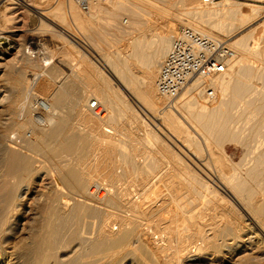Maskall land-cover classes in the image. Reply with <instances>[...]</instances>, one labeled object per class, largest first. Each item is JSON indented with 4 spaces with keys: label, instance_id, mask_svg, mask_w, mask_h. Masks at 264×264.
Listing matches in <instances>:
<instances>
[{
    "label": "bare ground",
    "instance_id": "obj_1",
    "mask_svg": "<svg viewBox=\"0 0 264 264\" xmlns=\"http://www.w3.org/2000/svg\"><path fill=\"white\" fill-rule=\"evenodd\" d=\"M98 1L91 0L94 9L90 6L93 10L88 11L81 10L78 0H60L56 7L59 19L55 20L67 28L69 19L79 26L78 33H72L71 28L57 24L68 37L62 47L67 59L54 64L59 52L52 49L42 56L45 43L37 39V44L23 34L20 48L0 64L5 68V82H14L0 89V264H264V199L254 195L264 196V152L261 143L260 148L255 145L257 139L264 143V90H252L256 81L264 89V21L241 39L227 37L225 41L237 54L228 71L195 78L172 107H166L167 99L157 83L177 26L186 24L223 40L235 30L234 25L246 29L256 23L263 6L252 5L251 12L245 13L241 5L223 0L213 6L200 0H166L167 11L181 12L184 6L186 12L172 15L169 26L150 39L142 31L141 24L146 23L141 13L151 0H142L138 6L132 3L136 16L131 17L130 30L117 29L120 36H114L118 40L130 36L132 49L123 53L112 45L101 47L107 44L102 29L109 33L116 28L110 15L119 10L108 9L110 18L101 24L103 6ZM6 2L10 16L20 9V13L39 10L32 0ZM41 10L38 13L45 17L47 13ZM42 20L41 25L48 28L46 19ZM85 31L91 39L95 37L96 45L81 39ZM71 39L83 42L101 67L82 57ZM145 46L153 50L147 52ZM77 55L82 60L79 72L70 68L68 75L66 66ZM7 72L18 77L10 78ZM210 88L217 91L213 100L207 97ZM92 97L104 112L90 108ZM127 97L138 102L151 124L139 116ZM183 108L193 124L202 123L194 127L205 132L204 139L213 146L221 140H238L247 133L246 125L251 126L248 132L254 135L249 139L257 137L251 140L260 154L253 151L259 158L254 161L257 167L249 159L250 169L244 166L243 174L241 165L227 157L226 148L215 145L211 162L204 159L194 164L215 186L197 174L158 134L170 129L171 137L178 135L186 144H199L183 125ZM138 129L144 130H140L143 137L137 136ZM148 145L155 146L153 151L162 158L144 150ZM143 150L152 153L151 157L145 152L148 159L142 160ZM208 195L222 201L220 218L212 214L219 209L217 202L216 206L212 201L216 208L210 211ZM202 199L208 201L203 210L211 212L209 219L186 208V203L191 207L193 201Z\"/></svg>",
    "mask_w": 264,
    "mask_h": 264
},
{
    "label": "rangeland",
    "instance_id": "obj_2",
    "mask_svg": "<svg viewBox=\"0 0 264 264\" xmlns=\"http://www.w3.org/2000/svg\"><path fill=\"white\" fill-rule=\"evenodd\" d=\"M33 2V5L35 6V7H38L39 8V10L38 9H34V8H32V9H26L27 10V12H24V13H26V15L23 13V12H21V13H23L25 16H24V20L26 19L25 17H28L27 18V20H25V21H27V22H24V20H21L20 19V15H22L21 16V18L23 17V14H21L20 13V11H21V9L20 10H18L19 12H17V13H14V14H17V15H12V16H14V17H12V16H10L9 14H8V10L6 9V4H7V2H6V0H0V64L2 63V62H7V59H9V58H11V55L13 54V53H15L19 48H20V46H21V43H22V40H21V38H20V35H23V34H26V35H28L29 36V38H34V39H36L35 40V42L37 43V42H39L40 40H42V43H45V48L43 49L42 47H41V49L40 50H42L43 51V54H42V56H47V53H49V50H52V49H54V50H52V51H56V52H59L57 55H56V57H54V64L55 63H57L60 59L62 60V59H67V56L64 54L65 53V50H66V48H62V47H64V46H66V43H67V41H68V37H67V35L65 34V33H62L61 34V32H60V29H58L59 27H58V25L57 24H61L62 25V23L61 22H58L57 20H55V19H59V15H58V10H57V6H58V4L60 3V0H54V2H53V0H32ZM47 1V2H46ZM58 1V2H57ZM63 1H67V0H61V2H63ZM140 1V2H139ZM170 2H173L174 0H169ZM201 1V0H200ZM223 1H226V2H231V3H236L235 4V6H240L241 5V8L243 9V11L245 12V13H250L251 11V8L250 7H252V5H261V6H263L264 7V3H259V2H257V1H255V0H223ZM223 1H221V2H223ZM99 2V1H98ZM220 2V3H221ZM95 3V2H94ZM93 3V4H94ZM102 6H103V14H102V16H103V18L101 19V20H99V23H101V24H105L106 22H107V18L109 17L110 18V16H113L115 19H116V21H114L115 19L113 18V24H114V26L113 27H115V25H117L116 26V28H114V29H110V30H112V31H110L109 33H108V30L107 29H105V27L102 29V31H103V38L106 40V42H107V44L106 43H102V46L101 47H103V49H108V48H110L111 46L110 45H112L113 46V48L114 49H116V50H120V51H124L123 53H126L127 51H129L130 49H132V48H130L131 47V42H130V40H129V38H130V36H126V37H123L122 38V40H121V37L119 38L120 40H118V39H115L114 38V36L116 37V36H120L119 34H120V30H122V29H124V30H126V29H128L129 28V30H130V28H131V24H132V19H131V17L133 18L134 16H136L135 15V12H133V9H132V3L133 4H135L134 6H138L140 3H142V0H100V2H99ZM138 3V4H137ZM56 4V5H55ZM137 4V5H136ZM168 3L166 2V0H151V5H145L146 7H145V9L142 11L143 13H141V17L143 18H141V17H138L139 19L141 18V20H142V22L143 23H146V24H141L142 26H141V28H142V31L150 38V39H156V36H158V33L159 32H161V31H163V30H165L167 27H166V25L167 26H169V24H170V22H171V20L173 19V17H172V15L174 16V14H183L184 12H186V10H185V7L184 6H181L179 9L181 10V12L180 11H176V10H168L167 11V9H169V5H167ZM239 4V5H238ZM131 5V6H130ZM130 6V7H129ZM213 6V5H212ZM53 7V8H52ZM91 7L93 8V6H92V4H91ZM129 7V8H128ZM184 7V8H183ZM261 8V11L263 12V15L261 16V18H259L257 21H256V23H254V24H252V25H250V26H246V29H245V27L243 28V29H237V26L236 25H234L233 26V29L232 30H234V28H235V30L234 31H230L229 32V34H227V36L224 38V37H222L223 38V40H225L227 37H232V39H241L242 37H244L245 35H247L250 31H252V30H254L255 29V27L257 26V25H259L261 22H263L264 21V8ZM43 9V11H44V13L46 14L45 15V17L44 16H41L38 12L41 10V9ZM55 8V9H54ZM92 8H90V9H92ZM111 8H116L117 9V11L119 10V12H118V14H116V15H110V13L108 12V9H111ZM129 10H128V9ZM134 8V7H133ZM6 9V10H5ZM49 9V10H48ZM78 9H79V7H78ZM94 9V8H93ZM92 9V10H93ZM130 9H132V12L130 11ZM135 9V8H134ZM183 9H184V12H183ZM23 11H26L25 9H22ZM35 10V11H34ZM46 10V11H45ZM146 10V11H145ZM152 10V11H151ZM7 13H6V12ZM42 11V10H41ZM81 11V10H80ZM144 11H145V13H144ZM83 12V11H82ZM151 12V13H150ZM180 12V13H179ZM51 13V14H50ZM134 15H133V14ZM148 15H147V14ZM157 13V14H156ZM4 14V15H3ZM27 14H28V16H27ZM53 14V15H52ZM54 14L57 16H54ZM146 15V17H145V15ZM151 14V15H150ZM7 15L8 16H10V17H12L13 18V20L11 21V19L12 18H10V17H8V18H10V19H8L7 18ZM19 15V16H18ZM110 15V16H109ZM131 15H133V16H131ZM152 16V17H151ZM169 16V17H168ZM17 17V18H16ZM156 17V18H155ZM148 18V19H147ZM20 19V20H19ZM42 19H46L45 21L46 22H48V24H49V26H48V28H47V25L46 26H42L41 24H42ZM147 19V20H146ZM16 20V21H15ZM149 20V21H148ZM69 21V25H68V28H67V26L65 25H62L63 27H66L67 29H69V28H71V29H69L72 33H78V30H79V26L77 27V26H75V24L73 25L72 24V21H71V19H69L68 20ZM71 21V22H70ZM18 22V23H17ZM24 22V23H23ZM116 22V23H115ZM154 22V23H153ZM25 23H26V25H25ZM152 23V24H151ZM25 25L24 27H22V25ZM177 24V23H176ZM8 25V26H7ZM11 25V26H10ZM165 25V26H164ZM6 26L8 27V28H6ZM13 26V27H12ZM75 28H74V27ZM149 26V27H148ZM15 27H17V28H15ZM57 27V28H56ZM112 27V26H111ZM112 27V28H113ZM118 27V28H117ZM147 27V28H146ZM162 27V28H161ZM166 27V28H165ZM24 28V29H23ZM121 28V29H120ZM151 28V29H150ZM156 28V29H155ZM164 28V29H163ZM7 29V30H6ZM10 29H12V30H10V32H9V30ZM14 29V30H13ZM17 29V30H16ZM117 29H120V30H118L119 31V33H117L118 31H117ZM147 29V30H146ZM150 29V30H149ZM154 29H155V31H154ZM163 29V30H162ZM22 30V31H21ZM77 30V31H76ZM152 30H153V33H152ZM15 31V32H14ZM51 31V32H50ZM76 31V32H75ZM114 31H116V32H114ZM128 31V30H127ZM149 31V33H147ZM238 33H237V32ZM26 32V33H25ZM111 32H114V34H110ZM236 32V33H235ZM248 32V33H247ZM151 33V35H148V34H150ZM155 33V35H153ZM65 34V35H64ZM115 34H117V35H115ZM137 33H135L134 35H136ZM236 34V35H235ZM18 35V36H17ZM87 35V36H86ZM113 35V36H112ZM31 36V37H30ZM64 36V37H63ZM19 37V38H18ZM62 37V38H61ZM91 34H90V32L89 31H85V35H84V37H82L81 39L87 44V42H86V39L87 40H89V42L91 43V44H93V45H96V42H95V37L93 36V38L91 39ZM64 38H65V40H64ZM86 38V39H85ZM39 41H38V40ZM94 39V40H93ZM131 39V38H130ZM228 39V38H227ZM237 39V40H238ZM59 40H61V41H59ZM64 40V41H63ZM72 40V39H71ZM116 40V41H115ZM32 41V40H31ZM70 41V40H69ZM73 41V40H72ZM30 42V41H29ZM62 42V45L60 44ZM74 42V41H73ZM252 42V40H250V42H249V44L252 46L253 45V42ZM65 45H64V44ZM38 44V43H37ZM74 44H75V46H77V48H78V51L79 50H81V53H80V55L83 57H85V59H90L96 66H98V67H101V65H100V63L98 62V57H94L93 55H91V54H89L88 53V51H87V48H83V42H80V43H76V42H74ZM105 44V45H104ZM129 44V45H128ZM64 45V46H63ZM82 45V46H81ZM57 46V47H56ZM110 46V47H109ZM106 47V48H105ZM230 47V46H229ZM57 48V49H56ZM129 48V49H128ZM231 48V47H230ZM47 49V50H46ZM150 47L149 46H145V48H144V50L145 51H147V52H150L151 50H153V49H150ZM58 50V51H57ZM10 51V52H9ZM47 51V52H46ZM10 54H9V53ZM80 52V51H79ZM5 53V54H4ZM46 53V54H45ZM7 55V56H6ZM80 55L78 56H75L74 57V59H72L70 62H71V66L68 64H66L67 66H66V69H65V73H67L68 75L70 74V72H69V70L68 69H72V70H77V72H79L78 71V67H79V64L81 65V58H80ZM237 55V54H236ZM2 57H5V58H3V59H1ZM80 58V59H79ZM6 59V60H5ZM77 59H79V60H77ZM58 60V61H57ZM158 60V59H157ZM162 60H164V59H162ZM251 61H252V59H251ZM250 60H249V63L250 64H252V65H254L255 64V62L253 61V62H251ZM163 62V61H162ZM257 64V63H256ZM255 64V65H256ZM251 65V66H252ZM254 65V66H255ZM70 66V67H69ZM74 66V67H73ZM67 67H69V68H67ZM70 69V70H71ZM72 70H71V72H72ZM237 70H238V68L236 67L235 69H234V72H237ZM4 71H5V68H3V64L2 65H0V89H2V90H4L5 89V87L6 86H9V88H10V86H11V84H13L14 82H12V83H7V82H5V75H4ZM6 74H9V76H10V78H12L11 76H13V75H16V74H10L9 72H7ZM4 75V76H3ZM8 76V77H9ZM17 76V75H16ZM16 76L13 78V79H15L16 78ZM65 76V75H64ZM18 77V76H17ZM76 80V79H75ZM77 80H78V82H79V79L77 78ZM76 80V81H77ZM191 83H193V82H190V84ZM261 82L260 81H256L255 82V84H254V87H256V88H254L253 87V89L252 90H257V92L258 93H261L262 91H260V90H264V89H261L262 87H261V84H260ZM189 85V84H188ZM261 87V88H260ZM251 90V91H252ZM254 93L256 92V91H253ZM253 92H251L252 93V95H254V93ZM255 93L256 94V96L257 95H259L258 93ZM216 93H217V91H216ZM131 98V97H130ZM127 99H128V101L131 103V105H132V107L140 114L139 116H141L148 124H151V123H149V120L148 119H150V118H148V117H146V115L144 114V111H142V108L138 105V102L134 99V98H131V99H129L128 97H127ZM92 100H97V99H94L93 97H92ZM103 107V106H102ZM104 108V107H103ZM163 108V107H162ZM185 110V111H184ZM186 110H187V108H183L182 109V111H183V116H184V112H185V116L183 117L182 115H181V119H182V122H183V125H185V127L189 130V133L191 134V135H193V136H195V137H193L192 136V138H193V140H194V142H197V139H198V142L197 143H199V144H197V146H193V144H192V142L190 143V145H189V143L188 144H186L185 142H183V140H182V137H179L178 135H177V138L178 139H180V141H178V139L177 138H175V137H171L172 135H170L171 133H169V130L170 129H167V130H161L162 132H158V134H159V136L163 139V141L165 142V143H167L168 144V146L169 147H172L173 149H175V151H177V154H179L183 159H184V161H187V164L192 168V169H194L195 170V172L197 173V174H200V176L201 177H204L203 175H202V173H201V171L198 169V168H196L195 166H194V164L195 165H197V164H200V162H202V160H204L205 162H207V159H208V161L209 162H211L212 160H210V159H212L213 158V156H214V149H215V145L218 147V148H221L222 147V145L226 148V155H227V157L229 158V160H232V162L234 163V164H236L237 166H240L241 165V170L243 171L242 173L243 174H245L244 172V169L246 168H244V166H250V163H248V162H250V160H251V165H254V161H255V159H256V162H257V158L258 157H260V154L259 153H257V151L258 150H255L256 148L255 147H257V146H253L254 144L252 143V140H254V137L255 136H253V139L250 137V139H249V136L250 135H254V134H251L252 132L250 131V134H249V130H250V127L251 126H249V125H246V126H248V127H246L247 129H248V131H247V129H246V131H247V133H244V134H242V136H241V138L239 137L238 138V140H233V139H231V140H227V142H226V140H224V142H223V140H221V142L223 143H217V144H215L214 146H213V144H211V143H209V142H207L205 139H204V135H203V133H205V132H202V131H200L197 127H194V126H201V124L202 123H198V122H195L194 124H193V121H191V117H189V116H187L188 115V113H189V111H187L186 112ZM159 111H161L160 109H159ZM137 113V114H138ZM185 119V120H184ZM189 120H190V122H189ZM189 123H188V122ZM159 122H161V119L158 121H156V123H159ZM253 122H255V120L254 121H252L251 123H253ZM250 123V124H251ZM197 124V125H196ZM192 125V126H191ZM152 127L154 128V129H156V127L155 126H153L152 125ZM194 128V129H193ZM162 129V128H161ZM252 129V128H251ZM254 129V128H253ZM139 131V133H136L137 134V136L138 135H142L141 137H143V134L144 133H140V130H141V132H143L144 130H142V129H138ZM171 132H172V130H170ZM245 131V132H246ZM137 132V131H136ZM165 132V133H164ZM254 132V131H253ZM163 135H162V134ZM169 133V134H168ZM173 133V132H172ZM161 134V135H160ZM174 134V133H173ZM206 134V133H205ZM170 136V138H169V136ZM248 135V136H247ZM138 137H140V136H138ZM124 138V137H123ZM195 138V139H194ZM125 139V138H124ZM172 139H174V140H172ZM252 139V140H251ZM257 139V137H255V140ZM127 140V139H126ZM177 140V141H176ZM182 140V141H181ZM233 140V141H232ZM242 140H244V143L243 142H241ZM246 140V141H245ZM249 140H251V143L249 142ZM254 140V141H255ZM261 139H257L256 140V143H255V145L257 144L258 146H259V148H260V145H261V147L262 148H264V143H262L263 141V139L260 141ZM128 141V140H127ZM236 141V142H235ZM260 141V142H259ZM129 142V141H128ZM175 142V143H174ZM250 144H249V143ZM209 143V144H208ZM246 143V144H245ZM259 143H261L260 145H259ZM181 144H183V145H181ZM187 145H189V146H187ZM209 145V146H208ZM212 145V146H211ZM148 146H150V145H148ZM148 146H146L147 148H144V150H146V151H151L152 153H153V155H152V153H150V152H146V151H144L141 155H139L140 156V158H142V160H143V158H144V160H145V157L148 155L149 157H151V155H152V157L153 156H156V153L157 152H155V151H153L155 148V146H153V145H151L150 146V148L148 147ZM145 147V146H144ZM177 147V148H176ZM214 147V148H213ZM255 149H254V148ZM154 148V149H153ZM262 148H260V150L262 151V152H264L263 150H262ZM148 149V150H147ZM152 149V150H151ZM179 149V150H178ZM195 150V151H194ZM200 152H199V151ZM250 150V151H249ZM194 151V152H193ZM197 151L199 152V153H197ZM253 151H256L255 153L258 155V157L256 156V154L255 153H253ZM145 152H146V156H145ZM210 152V153H209ZM148 153H150V155L148 154ZM194 153V154H193ZM198 154V155H196V154ZM201 153V154H200ZM249 153V154H248ZM210 154H211V158H210ZM247 154L249 155V156H247ZM255 154V155H254ZM157 155H158V153H157ZM200 155V156H199ZM251 155V156H250ZM147 156V157H148ZM198 156V157H197ZM247 156V157H246ZM252 156H256V158H254V157H252ZM264 156V155H263ZM146 157V158H147ZM148 157V158H149ZM157 157H161L160 155H158ZM201 157V158H200ZM232 157V158H231ZM248 157H252L254 160H252L251 158H248ZM139 157L137 158L136 157V159L137 160H141ZM147 158V159H148ZM162 158V157H161ZM261 158H262V156H261ZM260 158V159H261ZM234 159V160H233ZM250 159V160H249ZM262 159H264V157L262 158ZM258 160H259V158H258ZM246 161H247V163H246ZM255 162V163H256ZM246 163V164H245ZM245 164V165H244ZM192 165V166H191ZM248 166V167H249ZM165 167V166H164ZM209 167V166H208ZM247 167V168H248ZM251 167H253V166H251ZM254 167H257V164L256 165H254ZM203 168V169H202ZM210 168V167H209ZM201 169L203 170V171H207L206 170V168L204 169V167H202L201 166ZM213 168H211V170H212ZM249 169H250V167H249ZM249 169H247V170H249ZM121 171V169L120 170H117V172H120ZM165 171V170H164ZM247 172V171H246ZM247 174V173H246ZM243 176H246L247 178H248V175H243ZM209 183H212V185H213V182L211 181V180H209L208 178H206V177H204ZM213 186H215V185H213ZM257 193V192H256ZM256 193H254V195L256 196V198H257V200L258 199H264V196L263 197H260V194L259 193H257V194H259V197H258V195L256 194ZM192 195V196H191ZM193 196H194V194H191L190 193V195H189V197H191V198H193ZM208 196H209V198H208ZM207 196V200H210V198H212V197H210V196H212V195H208ZM254 196V197H255ZM190 198V199H191ZM206 199V198H205ZM214 198H212L211 199V206H212V209H210V211L212 212V210H214V208H216V204H218V210L217 211H213V215L214 216H216V217H218V218H220L219 217V214H220V210H221V214H220V216L222 215V213H223V208H224V205H223V203H222V201L220 202L218 199V201L215 199V200H213ZM206 201V200H205ZM212 201H214V204L216 205V206H214V204H213V202ZM262 201V200H261ZM193 202H195L196 203V206H194V204L195 203H193L192 205H191V207L189 206L188 207V205H189V203H186V205H187V210H189V211H191L192 213H194V212H199V214L201 215V217H203V216H205V217H207V219H209L210 218V214H211V212L207 209L206 211H209V212H207L206 213V211H204L205 210V208H204V203H206V202H208V201H206V202H204V199H202V200H198V202L195 200V201H193ZM198 204V205H197ZM201 205H203V206H201ZM223 206V208H222V206ZM201 206L202 208H199V207ZM210 206V205H209ZM193 207L195 208V210H193ZM192 208V209H191ZM221 208V209H220ZM204 209V210H203ZM202 211V212H201ZM204 211V212H203ZM207 215H209V216H207ZM203 215V216H202Z\"/></svg>",
    "mask_w": 264,
    "mask_h": 264
},
{
    "label": "built area",
    "instance_id": "obj_3",
    "mask_svg": "<svg viewBox=\"0 0 264 264\" xmlns=\"http://www.w3.org/2000/svg\"><path fill=\"white\" fill-rule=\"evenodd\" d=\"M222 0H201L203 4L215 5ZM81 10L88 11L91 0H78ZM236 58L235 51L225 40L216 39L195 31L186 24L177 26L172 46L161 64L157 83L160 94L167 99L166 107L174 101L186 86L198 77H217L228 71ZM216 91L210 88L207 97L213 100ZM90 108L104 112L98 101Z\"/></svg>",
    "mask_w": 264,
    "mask_h": 264
}]
</instances>
